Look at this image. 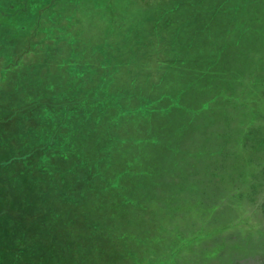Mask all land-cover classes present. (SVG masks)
Here are the masks:
<instances>
[{
    "label": "rangeland",
    "instance_id": "374dc122",
    "mask_svg": "<svg viewBox=\"0 0 264 264\" xmlns=\"http://www.w3.org/2000/svg\"><path fill=\"white\" fill-rule=\"evenodd\" d=\"M0 264H264V0H0Z\"/></svg>",
    "mask_w": 264,
    "mask_h": 264
}]
</instances>
